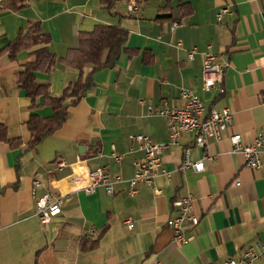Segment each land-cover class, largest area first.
I'll return each mask as SVG.
<instances>
[{"label": "crops", "instance_id": "obj_1", "mask_svg": "<svg viewBox=\"0 0 264 264\" xmlns=\"http://www.w3.org/2000/svg\"><path fill=\"white\" fill-rule=\"evenodd\" d=\"M6 1L0 0V124L19 143L0 142V264H222L264 241V152L261 165L248 168L228 139L239 133L251 143L264 127V0H174L172 8L178 2L191 6L178 20L156 19L162 0H138L136 13L123 0L110 9L99 0H25L15 11L2 9ZM224 6L232 13L217 21ZM174 20L179 24L172 28ZM29 21L39 22L49 37L55 62L48 71H36L35 79L53 97L92 70L86 65L79 74L61 60L77 45L80 31L118 25L127 32L124 48L135 50L123 51L112 67L92 71L91 88L78 99L66 98L72 103L67 118L34 146L28 116L46 118L52 110L42 96L32 100L15 78L32 61L34 48L13 58L2 51ZM207 46L224 67L222 93L218 86L202 87L201 53ZM181 89L192 90L206 110L230 109L232 123L222 137H209L198 148L190 133H182L178 145L165 149L153 183L139 184L133 195L124 181L114 185L112 195L103 188L81 189L92 169L123 180L133 175L142 152L129 142L130 134L166 143V120L153 111L163 101L183 106ZM112 146L118 162L110 156ZM185 149L192 162L203 160V170L180 168ZM45 192L63 202L60 213L41 224L33 212L35 199ZM185 195L199 221L187 228L192 239L177 244L166 222L176 213L173 201Z\"/></svg>", "mask_w": 264, "mask_h": 264}, {"label": "built area", "instance_id": "obj_2", "mask_svg": "<svg viewBox=\"0 0 264 264\" xmlns=\"http://www.w3.org/2000/svg\"><path fill=\"white\" fill-rule=\"evenodd\" d=\"M129 13H136L139 10L138 0H123ZM231 10L224 6L215 14L217 21H221L224 16H230ZM179 22H171L172 28L178 26ZM195 48L187 51V58L193 59ZM201 78L202 87L205 90L214 89L218 86L220 93L224 91L222 84L224 80V67L217 62V57L209 50L202 53ZM180 98L184 104L181 107H171L163 101L153 112L162 116L166 120L168 127V140L166 143H153L143 134H130L128 140L135 143L142 152V157L134 162L133 175L123 180L117 175L110 174L104 168L89 170L86 175V183L81 187L85 192L91 193L96 188H103L107 195H112L114 185L120 182H126L128 193L133 195L137 192L139 184L151 185L161 170V160L165 149L169 145H178V139L182 133H190L193 136V145L198 148H204L207 138L219 140L227 128L232 123L233 114L229 108H210L206 110L203 102L190 89H181ZM151 112V107H148ZM229 142L233 151L242 153L245 165L248 168L256 169L261 165L260 154L264 152V127L257 133L251 143H244L239 133L230 134ZM111 158L118 162L121 156L111 148ZM129 150L132 147L129 146ZM210 159V158H209ZM64 162L60 160L58 166H63ZM192 167L195 171H201L204 168L203 160L192 162L188 157L187 149L184 150L180 168ZM33 186L38 185L34 180ZM238 184V183H237ZM63 198L50 192H45L35 199L34 216L41 224H48L55 216L60 213ZM176 208L175 215L168 218L166 224L172 231V240L177 244H185L192 239L187 235V228L198 224V216L193 212L192 199L189 195L180 196L173 201ZM127 226L132 228V222L126 220ZM264 258V241H258L247 246L240 256L231 257L224 260L222 264H256V260Z\"/></svg>", "mask_w": 264, "mask_h": 264}, {"label": "trees", "instance_id": "obj_3", "mask_svg": "<svg viewBox=\"0 0 264 264\" xmlns=\"http://www.w3.org/2000/svg\"><path fill=\"white\" fill-rule=\"evenodd\" d=\"M122 0H99L106 9L112 8ZM174 0H162L158 7L159 14L156 19H181L191 13V6L187 2H178L172 8ZM25 0H8L2 5L5 10H19L25 6ZM127 37L125 29L118 25L97 24L90 31H80L77 37V45L70 48L61 59L63 63L71 66L82 74L86 65H91L92 70L81 76L74 83L69 84L62 95L53 97L48 92L46 84L39 83L35 79V72L38 70L48 71L55 62V57L48 49L49 37L41 32L40 23L29 21L26 30H20L16 37L10 41L2 51H7L9 57L13 58L16 52L22 49H32L30 54L32 61L22 65L15 74L19 87L29 94L32 100L42 96L44 101L51 107L52 114L49 117L41 118L30 114L26 121V128L30 134L29 145L34 146L45 136L57 129L67 118L69 107L72 103L67 102V97L80 98L92 86L91 72L103 68L112 67L123 51L134 52L135 50L124 48ZM148 53L144 55L147 58ZM34 103H32L33 105ZM0 142H6L11 147L18 145V139H9L6 127L0 124ZM86 249V248H84Z\"/></svg>", "mask_w": 264, "mask_h": 264}]
</instances>
